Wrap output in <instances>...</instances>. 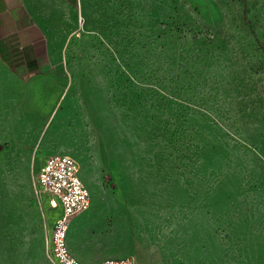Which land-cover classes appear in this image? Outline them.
I'll return each instance as SVG.
<instances>
[{"label":"rangeland","instance_id":"374dc122","mask_svg":"<svg viewBox=\"0 0 264 264\" xmlns=\"http://www.w3.org/2000/svg\"><path fill=\"white\" fill-rule=\"evenodd\" d=\"M83 2L71 115L50 118L41 99L21 126L0 118L17 121L0 132V264H51L36 192L48 149L75 158L83 180L97 166L88 214L109 236L100 252L264 264V0Z\"/></svg>","mask_w":264,"mask_h":264},{"label":"crops","instance_id":"0c3cea01","mask_svg":"<svg viewBox=\"0 0 264 264\" xmlns=\"http://www.w3.org/2000/svg\"><path fill=\"white\" fill-rule=\"evenodd\" d=\"M84 18L83 0H0V118L8 116L18 121L19 117L38 116L41 99L50 102V118L55 116L53 112L57 109H63L68 117L71 115V102L76 99L72 98L70 92L75 75L69 65V37L73 22ZM43 84L48 85L47 96L41 89ZM60 86L63 92L58 95ZM16 122L0 121V132L12 130L11 126H16ZM23 123L24 120L18 122L20 126ZM6 124L8 127H3ZM48 128L50 122L43 131ZM43 136L44 132L41 138ZM52 151H41V157H44L41 164L48 154L54 153ZM80 177L88 189L90 202L69 219L66 242L77 259L83 264H92L98 258L100 249L107 245L109 236L92 229L98 221L95 215L88 214L92 203L91 192L100 191L97 166L92 168L89 179L83 180L81 174ZM112 198L110 203L113 202ZM43 202L50 212L51 225L53 209L48 206L45 196ZM70 228L71 235L68 237ZM48 236L49 230L45 239L47 253ZM133 264H136L134 256Z\"/></svg>","mask_w":264,"mask_h":264},{"label":"built area","instance_id":"2783aa9c","mask_svg":"<svg viewBox=\"0 0 264 264\" xmlns=\"http://www.w3.org/2000/svg\"><path fill=\"white\" fill-rule=\"evenodd\" d=\"M36 187V192L45 196L50 208L59 209V216L53 218L49 228L48 259L51 264H83L70 252L66 242L69 219L90 202L78 162L68 154L46 156L36 175ZM118 252H100L92 264H133L129 252Z\"/></svg>","mask_w":264,"mask_h":264},{"label":"bare ground","instance_id":"6f19581e","mask_svg":"<svg viewBox=\"0 0 264 264\" xmlns=\"http://www.w3.org/2000/svg\"><path fill=\"white\" fill-rule=\"evenodd\" d=\"M117 208V207H116ZM114 212V211H113ZM114 216V215H113ZM112 229V228H111ZM118 232H117V228L114 227V231H113V235H116ZM111 234V233H110Z\"/></svg>","mask_w":264,"mask_h":264},{"label":"trees","instance_id":"16d2710c","mask_svg":"<svg viewBox=\"0 0 264 264\" xmlns=\"http://www.w3.org/2000/svg\"><path fill=\"white\" fill-rule=\"evenodd\" d=\"M246 22L249 23V21L246 19Z\"/></svg>","mask_w":264,"mask_h":264}]
</instances>
